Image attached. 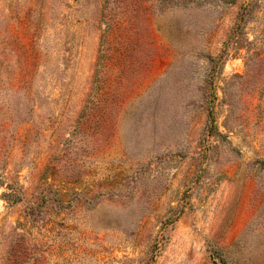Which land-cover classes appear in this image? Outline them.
Here are the masks:
<instances>
[{"label":"rangeland","instance_id":"1","mask_svg":"<svg viewBox=\"0 0 264 264\" xmlns=\"http://www.w3.org/2000/svg\"><path fill=\"white\" fill-rule=\"evenodd\" d=\"M0 264H264V0H0Z\"/></svg>","mask_w":264,"mask_h":264}]
</instances>
